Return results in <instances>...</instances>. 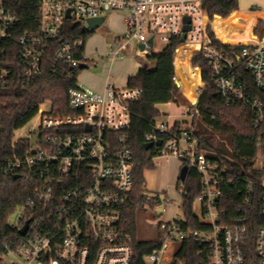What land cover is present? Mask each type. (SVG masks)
<instances>
[{"label": "built area", "instance_id": "1", "mask_svg": "<svg viewBox=\"0 0 264 264\" xmlns=\"http://www.w3.org/2000/svg\"><path fill=\"white\" fill-rule=\"evenodd\" d=\"M12 1L0 0V92L9 76L1 62L19 19L11 7ZM39 5L38 31L27 32L19 38L18 56L24 85L29 87L43 76L49 40L60 37L61 26L79 24L93 33L89 19H103L97 27L100 29L109 14L124 13L121 39L151 61L149 57L162 51L174 38L181 41L188 24L185 19L190 17L191 28L180 46L198 45L191 55V63L194 55L201 53L225 102L251 108L254 122H264V101L251 92L247 81L250 76L254 86L264 91V37L258 38L252 28L246 27L249 33L239 40L235 25L224 22L232 13L228 16L210 14L203 7V0H39ZM157 37L163 47L155 51L152 47ZM150 38H153L152 43ZM82 43L83 40L77 42ZM236 46L241 47L238 53L234 50ZM72 52V46L61 41L55 58L79 69L81 64L88 65L90 59L86 52L84 62L73 57ZM105 55L121 58L130 54L111 42ZM193 68L200 71L201 85H204L197 88L195 106L199 112L198 100L205 83L201 67L193 65ZM175 84L178 86L176 80ZM142 95L141 87H117L108 82L104 91H98L78 83V87L70 90L69 112H57L52 101H44L36 114L39 126L19 138L13 134L7 148L2 146L0 136L4 175H19L31 187V192L9 215V223L18 231V236L5 244L0 264H133V235L127 228L125 210L130 205L134 185V155L127 131L132 122L131 103ZM3 109L0 98V127ZM176 126L180 133L174 131ZM194 129L191 122L159 115L146 141L154 143L157 155L153 160L159 156H175L182 166H188V173L191 169L200 173L202 190L194 206H199V215L211 229L193 233L184 229L181 225L185 221L184 212L176 211L169 220L160 217L153 224L164 241L161 247L144 255V262L163 264L166 246L182 242L179 256L168 264H187L183 255L194 236L211 245L207 264H244L241 242L248 231L247 209L240 208L243 214L237 216L233 224L220 222V183L226 168L199 148ZM39 132V141L32 144ZM163 134L168 137H162ZM160 139L163 142L158 145ZM244 158L248 168L261 177L264 187V155ZM258 160L260 169L252 166ZM185 181L179 180L176 186L178 209L182 208L186 194ZM161 196L156 210L159 207L166 210L174 202L167 193ZM246 202L249 203L250 198ZM17 209L11 221L10 216ZM26 225V233L21 234L20 230ZM256 249L264 264V226L259 230Z\"/></svg>", "mask_w": 264, "mask_h": 264}, {"label": "trees", "instance_id": "2", "mask_svg": "<svg viewBox=\"0 0 264 264\" xmlns=\"http://www.w3.org/2000/svg\"><path fill=\"white\" fill-rule=\"evenodd\" d=\"M11 7L19 19L14 28V36L6 45V54L1 62V65L9 72L7 83L0 92V98L4 103L0 127L1 143L4 148H7L12 140L14 131L36 116L40 104L45 100H52L57 112L70 111V90L78 87V75L81 69L57 61L56 51L61 41H64L72 46L73 57L84 62L86 61L83 58L85 46L92 35L89 29L79 24L61 26L60 37L49 40L43 76L28 87L23 84L22 64L18 56L19 38L27 32L38 31L39 0H14ZM203 7L210 14L218 13L228 16L239 9V3L237 0H203ZM79 40H83V43L77 44ZM181 44L178 38H174L162 51L150 56L149 60H154L157 65L155 70L149 69L151 61L138 56L137 60L147 69L140 68L137 74L129 79V86L143 89L142 97L131 103L132 122L127 131L134 155V185L130 205L125 210L127 228L133 235L132 244L135 252L133 264H145L144 255L156 247H161L164 241L160 233L158 238L153 240H138L137 223L141 208L154 210L162 201L160 194L148 196L144 188L146 181L144 172L155 167L153 158L157 155L154 147L146 148V139L154 129L155 119L161 115L158 105L178 101L179 93L175 84V75L176 83L181 89L177 72L185 48V45L180 46ZM225 48L230 49L226 46ZM240 48V46L234 47L235 53H238ZM87 63L90 65L92 61L89 60ZM192 63L202 69L205 87L198 100V110L203 122L210 128L204 130L195 128L194 135L198 139L199 148L211 160L219 162L226 168V172L221 175L220 183L222 189L218 204L222 212L220 222L233 224L235 218L243 214L240 208L243 206L247 209L248 231L241 242L245 257L244 264H261V258L256 249L259 230L264 226V187H262L261 177L220 146L207 132L214 129L235 146L242 156L259 158L264 155V122L261 124L254 122L251 108L238 103L225 102L212 80L208 61L201 53L194 55ZM189 65L192 70L199 71L191 66V56ZM52 68L56 71L54 72ZM247 81L251 92L264 101V91L254 86L250 76H247ZM47 90H52L49 98L46 97ZM174 131L180 133L177 126L174 127ZM161 136L168 137L167 134ZM256 162L252 163L253 167ZM185 184L186 194L182 205L185 221L181 223L182 227L191 233L209 231L210 224L195 212L194 206L202 190L200 173L196 169H191ZM30 192L31 187L25 180L4 175L3 162L0 160V255L4 251L5 244L18 236V231L9 223V215ZM247 198H250L249 203L246 202ZM182 246L183 243L180 242L175 257L179 256ZM210 250V243H202L192 236L183 256L187 259V264H207Z\"/></svg>", "mask_w": 264, "mask_h": 264}, {"label": "rangeland", "instance_id": "3", "mask_svg": "<svg viewBox=\"0 0 264 264\" xmlns=\"http://www.w3.org/2000/svg\"><path fill=\"white\" fill-rule=\"evenodd\" d=\"M239 3V8L249 9L251 6V1H256L257 3H260L264 6V0H237ZM116 16L112 19L117 21V23L121 22L124 18V13L118 12L115 14ZM110 14L108 15L107 19L110 18ZM238 13L232 12V15H230L227 19L224 20L225 23L235 25V21L237 20ZM111 27L107 24H105L102 29L98 30V28L95 30L89 39L87 40L86 46H85V52L88 55L89 59H96V55L102 52L104 48V36L107 34V30H109ZM125 28V27H124ZM162 42L157 37L155 43L153 44L152 49L162 50ZM198 45L196 44H187L185 45L182 61L178 65V77L181 84V89L178 88V101L180 103L174 102L178 107L175 105L171 106H163L162 109L168 110L170 113H173L174 115H177L181 112H184L188 108V103L193 104L194 99L191 97V94L194 93V90L196 88V84L198 81L201 80L200 78V72L194 71L191 69L189 65V60L191 54L197 49ZM94 52V53H93ZM155 65V61L151 60ZM191 66L193 67V63H191ZM105 67L99 66V67H91L89 69L81 70L80 74L78 76L79 82L83 83L82 76L85 73H92L96 75L99 78L105 77ZM114 75H116V72L114 71ZM176 77V75H175ZM202 88L204 85H201ZM52 93V90H47V98L51 97L50 94ZM49 95V96H48ZM47 101V100H45ZM52 101V100H50ZM186 103V104H185ZM164 117V115L162 116ZM177 118H181V116H176ZM40 119L38 115L33 117L29 122H27L24 126L18 128L15 130V137L19 138L22 136H25L28 134V132L31 130L34 126H39ZM190 124V122H188ZM198 129L204 130V129H210L200 118L197 119L196 127ZM207 134L211 136L216 142L219 141L218 138H214L215 133H212L211 131H208ZM227 141V140H226ZM232 154V153H231ZM240 160L243 162H247V159H242L240 157ZM155 167L152 169L145 170L144 176H145V184H146V193L148 196H152L155 194L164 195L165 191H168L169 195L174 197L176 200L169 204L166 208V210H163L161 207L157 208V210H151L150 208H141L138 212V223H137V238L138 240H153L158 238V232L155 230V225L153 222L159 219H167L170 218L172 213L174 212V206H178V195L176 192V184L180 175V171L182 168V162L179 158L175 156H159L154 159ZM19 209L16 210L11 216L10 220L12 221L16 213ZM195 212L197 214H200V208L196 204L195 205ZM161 213L162 216H161ZM161 217V218H160ZM180 242L171 243L168 244L165 248V254L167 257H173L179 247Z\"/></svg>", "mask_w": 264, "mask_h": 264}, {"label": "crops", "instance_id": "4", "mask_svg": "<svg viewBox=\"0 0 264 264\" xmlns=\"http://www.w3.org/2000/svg\"><path fill=\"white\" fill-rule=\"evenodd\" d=\"M235 12L238 13L237 20L235 21V32L239 40H243L244 38H246L247 34L249 33L246 27L252 28L251 30H253L252 31L253 35L257 36L258 38L264 37V6L263 5H261L260 3H257L256 1H251V6L249 9L242 10L239 8V9H236ZM117 13L118 12L111 13L110 18H108V20H106V22L103 23L102 27L105 24L111 27L109 30H107L106 36H104V39H105L104 48L102 52L96 55V59H92L93 62L90 65H88L87 68H85V69H89L91 67H99L102 65L106 69L105 77L99 78L92 73H88V74L85 73L82 76L83 83L79 82L80 84L89 86L98 91H104L106 89L108 82H112L117 87H126L129 85L130 77L137 74L140 68H145V66H143L142 63L137 60V57L135 56V52H134L135 48L131 44L125 41H123L122 43V49L127 51L130 55H125L121 58H114V57L105 55V53L107 52V50L109 49L111 45V42H114L117 38H121L123 31H124V18L119 23H117L115 19L112 20L116 16L115 14ZM102 27H100V29H102ZM114 71L116 72V75H114ZM175 72H176V69H175ZM78 81H79V78H78ZM191 97L193 98V93L191 94ZM177 103H180V101H177ZM166 105L168 106L175 105L176 107H178L173 101L169 103L159 104L158 108L161 111V117L164 115V117H169L170 120H174V121L178 120V121H183L186 123L190 122V120L187 117H185L182 112L177 115H174L173 113H170L168 110L162 109L163 106H166ZM187 105L188 107L192 106V104H189V103ZM176 116H181V118H177ZM211 132L215 133L214 138L219 137L218 138L219 141H217V143L220 146L225 148L228 152L232 153L234 157L238 156V158L241 157L242 159H245L244 156L241 155V152L235 146H233L228 141H226L218 132H216L214 129H212ZM179 180H181L180 177L178 178V181ZM144 188L146 190V184L144 185ZM165 193L169 195L168 191H165ZM177 195H178V192H177ZM172 198L174 199V201L176 200L174 197ZM178 198H179V195H178ZM176 211L183 213L182 208L178 209L177 206H174V212L172 213L170 218H168V220L173 217Z\"/></svg>", "mask_w": 264, "mask_h": 264}, {"label": "bare ground", "instance_id": "5", "mask_svg": "<svg viewBox=\"0 0 264 264\" xmlns=\"http://www.w3.org/2000/svg\"><path fill=\"white\" fill-rule=\"evenodd\" d=\"M97 29V28H96ZM94 29V30H96ZM124 40H122L121 38H117L114 43L118 44L121 48H122V43H123ZM134 52H135V56L136 57H142L144 58L138 51H136V49H134ZM149 69L150 70H155L156 69V65L151 61L150 65H149ZM202 84V81H198L197 84H196V88L194 90V93H193V99H194V103L192 104V106H189L183 113V115L185 117H187L191 124L196 127V122H197V119L200 118L202 120V117L201 115L199 114V112L197 111L196 109V106H195V103L197 101V97H198V92H197V88ZM255 168L257 169H260L261 168V161L258 160L255 164ZM175 258V255L173 257H167L166 254H165V251H164V254H163V264H168L170 262L171 259Z\"/></svg>", "mask_w": 264, "mask_h": 264}, {"label": "water", "instance_id": "6", "mask_svg": "<svg viewBox=\"0 0 264 264\" xmlns=\"http://www.w3.org/2000/svg\"><path fill=\"white\" fill-rule=\"evenodd\" d=\"M185 20H186V22H188V24H186L185 27H184L185 33H184V34L182 35V37H181V41H182V42L185 41V39H186V32L189 31L190 28H191V26H190V24H189L190 21H191V18H190V17H186ZM102 22H103V19H101V18H99V19H89V24L91 25L92 29H96L97 27H99V26L101 25ZM149 42L152 43V42H153V38H150ZM140 47H141V48H144V45L141 44ZM87 67H88L87 64H81L80 69L83 70V69H85V68H87ZM156 67H157V65H156ZM40 135H41V132H39V133H38V134L32 139V141H31L32 144H35L36 142L39 141V137H40ZM162 142H163V141L160 139V140L157 142V144H158V145H161ZM153 145H154L153 142H147V143H146V148H147V149H151V148L153 147ZM188 171H189L188 166H186V165L182 166L181 171H180V175H179V177H180L181 180H186V179H187ZM15 178H16V179L19 178V175H16ZM27 228H28V226L26 225L23 229H21V230H20L21 234H25L26 231H27Z\"/></svg>", "mask_w": 264, "mask_h": 264}]
</instances>
